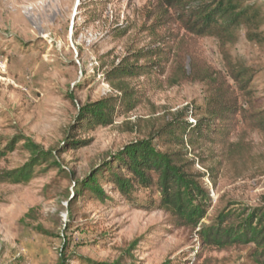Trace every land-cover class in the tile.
Masks as SVG:
<instances>
[{"label":"rangeland","instance_id":"rangeland-1","mask_svg":"<svg viewBox=\"0 0 264 264\" xmlns=\"http://www.w3.org/2000/svg\"><path fill=\"white\" fill-rule=\"evenodd\" d=\"M246 1L264 17V0ZM157 5L158 0H0V150L6 152L0 170L28 167L30 154L17 144L26 137L45 151H62L59 160L68 172L39 166L28 182L0 184V264H64L62 253L66 264H83L79 256L119 264L249 261L251 245L201 254L199 230L176 228L166 212L139 208L159 198L155 190L137 192L129 202L105 181L106 203L89 192L76 195L77 183L105 161L148 139L172 115L207 103L204 84L179 82L183 62L190 73V60L184 59L189 53L219 72L227 73L229 61L252 70L254 103L264 109V44L250 42L244 27L230 44L191 37L176 25L154 28ZM155 47L166 51L168 62L162 74L132 80V87L143 89V102L108 126L80 122L86 105L116 94L108 74ZM11 143L15 149L6 150ZM229 144L226 157L205 155L206 162L196 166L210 197L203 226L222 213L264 208V134L239 130ZM33 209L38 220H24Z\"/></svg>","mask_w":264,"mask_h":264},{"label":"trees","instance_id":"trees-1","mask_svg":"<svg viewBox=\"0 0 264 264\" xmlns=\"http://www.w3.org/2000/svg\"><path fill=\"white\" fill-rule=\"evenodd\" d=\"M154 18V28L176 25L186 35L215 38L222 44L235 42L238 30L244 27L250 42L264 44V17L255 4L246 0H158ZM145 54L135 53L137 57L124 60L108 74V83L116 94L86 105L80 122H86L87 128L108 126L143 102V89L132 87V80L162 74L168 62L166 51L160 47ZM187 58L190 73L183 62L179 82L190 79L204 84L207 103L172 115L171 121L165 122L148 139L131 143L105 161L97 171L77 183L76 195L80 199L89 192L93 198L106 203L110 197L102 188L105 181L129 202H133L137 192L155 190L159 198L149 205H138L139 208L166 212L176 228L199 230L201 254L207 250L223 252L251 245L254 249L248 255L249 261L243 264H264V208L249 213H222L216 223L203 226L210 197L201 184L205 175L196 171L198 163L206 162L205 155L206 160L226 157L231 138L239 130L251 129L264 134V109L254 103L255 73L231 61L227 73H223L192 53L184 57L185 61ZM21 138L17 144L22 143V148L30 154V163L23 169L0 170V184L28 182L39 166L66 172L59 160L62 151H45L32 140ZM15 144L11 143L6 150L15 149ZM5 156L6 152L0 150V160ZM26 219L37 221L36 210H31ZM61 257L66 264L63 253ZM79 260L83 264H119L98 263L81 256Z\"/></svg>","mask_w":264,"mask_h":264}]
</instances>
